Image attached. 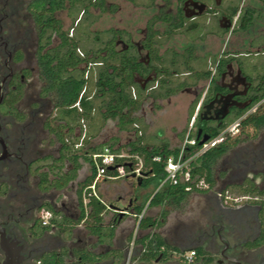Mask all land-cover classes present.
<instances>
[{"label":"trees","instance_id":"1","mask_svg":"<svg viewBox=\"0 0 264 264\" xmlns=\"http://www.w3.org/2000/svg\"><path fill=\"white\" fill-rule=\"evenodd\" d=\"M127 1L143 7L153 6L156 2V0ZM163 1L168 3L171 0ZM176 1L178 5L174 14L160 9L148 19L146 35L142 41V48L147 52L146 60L142 58L139 47L133 42L131 33L127 30L114 27L93 29L101 13L114 12L117 9L116 4L108 7L105 0H31L30 2V11L38 36L37 67L42 90L53 102L52 119L47 126L52 132H61L58 140L62 144L60 164L56 173L60 177L58 180L60 182H50V172L43 173V181L50 186L62 187L75 180L78 169L83 163H88L91 175L79 183L78 189L82 207L83 194H89L88 186L96 175L91 155L102 151L105 146L115 153L141 157L142 168L138 178L142 180L143 186H152V195H146L144 202L151 198L160 203L165 202L180 207L181 202L190 194L191 191L185 190L187 183L184 181H179L177 184L166 182L159 188L167 175L164 160L170 155L177 157L180 146L171 147L166 138L146 136L141 131L142 119L136 115V112L146 97H151L153 100L165 99L187 87L197 85L200 81H207L206 88L198 93L189 106L188 122L195 115L192 130L195 131L194 136L197 130L202 128V133L214 138L240 119L241 129L236 136L205 150L189 163L191 176L204 178L211 187L216 183L214 167L217 161L239 140L240 134L246 133V128H251L252 132L264 128L262 107L264 49L258 53L230 55L222 52L204 57H197L194 54L193 45L185 47L182 51L166 48L161 52L160 46L163 40L155 29L158 21L169 24L167 34L180 32L190 39L202 37L203 27L199 25V19L189 21L185 16L183 4L187 0ZM240 1L230 6L228 13L231 20L237 15L233 31L249 29L260 15L258 9L248 5L243 6L238 12ZM262 1L264 3V0ZM92 9H98L100 13L95 14ZM62 10H66L71 20L67 29H64L61 18L56 15ZM70 30L72 35L69 34ZM257 42L264 44V35L258 38ZM231 62H236L247 82L246 91L243 93H236L220 83L222 75ZM228 95L235 103L228 107L221 122L208 121L202 117L204 106L214 102L218 97ZM253 107L256 108L251 111ZM109 120L115 121L121 131L134 130L135 139L116 148H114L116 138H112L107 143L92 144L91 140L99 135ZM82 122L86 126V132L80 141ZM185 130L180 134L181 140L184 139ZM199 148L197 141L196 145L186 148V152ZM156 156H160L162 160H155ZM125 160L118 158L117 162L124 163ZM115 172L109 168L107 175ZM237 191L251 192L248 186ZM98 204L89 215H86L82 208L81 216H91L98 221L96 225L90 227V231L101 240L104 238L111 240L114 226L103 227L99 223L100 214L107 209V206L102 201ZM47 208L53 213L52 225L69 227L64 216L59 215L49 205ZM140 210L138 209L137 213ZM166 214L167 210H163L160 218H165ZM146 219L144 216L140 220L139 229L163 225V222L157 218L148 222ZM136 242H140L141 247L144 248L143 258L146 260H154L160 255H166L168 251L177 250L175 246L165 243L163 238L152 230L142 238L137 237ZM194 250L197 256L204 258L205 252L201 247H195ZM82 255L88 261L95 259L88 251H84ZM46 260L47 263H53L56 258L51 255L47 256Z\"/></svg>","mask_w":264,"mask_h":264},{"label":"flooded vegetation","instance_id":"2","mask_svg":"<svg viewBox=\"0 0 264 264\" xmlns=\"http://www.w3.org/2000/svg\"><path fill=\"white\" fill-rule=\"evenodd\" d=\"M30 2L0 0V264H77L69 233L61 227L49 232L51 220L49 225L40 222V212L48 205L54 210L64 207L58 205L59 190L51 186L48 192L43 181L44 172H50V182L59 180L62 144L61 132L47 126L53 102L42 84L34 86V80H40L39 44ZM234 103L227 97L218 112H202V117L221 122ZM238 139L217 161L220 173L214 174L212 187L248 186L251 192L242 194L252 199L232 207L209 198L199 207L197 218L178 221L170 232L180 239V246L201 247L205 252L202 261L196 255L181 264H264V128L242 133ZM51 255L56 260L47 263ZM173 256L168 251L150 264H173Z\"/></svg>","mask_w":264,"mask_h":264},{"label":"crops","instance_id":"3","mask_svg":"<svg viewBox=\"0 0 264 264\" xmlns=\"http://www.w3.org/2000/svg\"><path fill=\"white\" fill-rule=\"evenodd\" d=\"M237 1L238 0H211L207 2L200 0L185 1L183 4L185 16L189 21L199 19V25L203 27V32L201 33L202 37L190 39L184 33L180 32L167 34L169 24L164 21H158L155 24V29L158 30L160 37L163 40L162 45L160 46V51L163 52L166 48H174L177 51H182L188 45H193L194 54L197 57L215 55L222 52H227L230 55L244 54L247 52H262L264 49V44L257 42V39L264 35V3L262 0H241L238 12L243 6L248 5L258 9L260 11V15L255 19L254 24L249 29L243 31H233L232 29L237 15L234 16L233 20H231L228 16V13L230 6H232ZM122 2L129 4L128 6H130V9L125 14V16L133 17L135 15L134 17L136 18V22H134L133 19V21L129 19V21H126L127 24H136L134 29L131 27V25H125L119 28L125 29L131 33L133 42L139 47L142 58L146 60L147 52L142 48V41L146 35V25L148 19L157 14L160 9H165L167 13L174 14L178 3L176 0H171L168 3L163 0H156L155 5L143 7L135 6L127 0H122ZM110 5L112 4H109L108 7ZM118 9L120 11L121 6L118 7ZM118 9H116L115 12ZM110 27L118 28L115 26ZM138 35L141 36L137 37ZM233 71L235 72L233 73ZM226 76H229L230 78L233 77L232 81L225 82L224 80ZM220 83L230 87L236 93H243L247 88V82L242 76L236 62H231L228 65L227 71L220 79ZM206 86L207 81H200L197 85L187 87L180 92L192 91L194 93V98L189 104L190 106L198 93L206 88ZM174 96H176V94L165 99L157 100H168ZM221 97H225L226 99L227 97H230V99H232L231 96ZM158 132L155 136H159ZM159 137L162 136L160 135ZM104 148L109 147L105 146ZM90 175V166L88 163H83L82 167L77 171V178L75 180L70 181L68 184L62 187L55 186L59 190L57 196L58 204L60 206L64 205V207L62 206L55 211H57L59 215L65 217L69 227L72 225L71 227L75 229L77 228V232L73 233V231L67 226L52 225L47 227L49 232H51L53 227H61L69 233V239L73 240L76 246V251L74 253L77 259V264L88 262V260L83 258L82 254L84 251H88L94 256L95 259L92 260V262L95 264H106L111 262L110 256L112 254H116L119 257L118 261H124L122 254L125 252L127 244L131 239V224L135 223V217L133 214L137 213L138 209H142L146 203L148 204L145 214L147 222L156 218L159 219L163 210H167V214L165 218L159 219L163 222L162 226L155 228L150 226L141 227L139 229L138 238L144 237L152 230L158 233L163 238L165 243L171 244L177 248V250L172 251L190 250L195 248L180 246V239L175 238L172 235L173 233L171 234L170 232V230H174L176 228L178 221L186 222L181 219L176 222V218L179 217L175 216V221H173L171 224L168 223L169 215L173 211L175 213L176 211L181 212L180 209L182 208L183 201L181 202L180 207H174L172 205H168V203L165 202L160 203L158 200H151V198L144 202V197L152 193V186H143L142 180H140L138 176L126 175L114 179L106 177L100 178L96 182L94 189L88 190V195L83 194L82 207L78 197V189L80 187L79 183L88 178ZM93 181L94 178L90 185L93 183ZM46 190L49 192L52 190V187H46ZM194 193L196 195H201L203 193L205 194V192L200 191ZM211 198H214V196ZM99 201H102L107 206V209H105L100 214V225L103 227L114 226V235L111 240L105 238L101 240L95 233L90 231V227L96 225L98 221L93 219L91 216H81L82 208H84L85 214L89 215V213L99 205ZM167 206H170L171 208L168 209ZM121 210H126L128 213H120L119 211ZM140 247L141 243L136 242L134 264H150L152 260H146L143 258V253H140ZM200 260H203L202 256H200ZM180 262L181 261L177 259V257L173 256V264H181Z\"/></svg>","mask_w":264,"mask_h":264},{"label":"rangeland","instance_id":"4","mask_svg":"<svg viewBox=\"0 0 264 264\" xmlns=\"http://www.w3.org/2000/svg\"><path fill=\"white\" fill-rule=\"evenodd\" d=\"M106 5L115 4L118 7L121 6V10L119 9L115 12H103L100 15L98 21L93 25V29L102 30L108 28L110 26L115 27H123L128 26L131 24H127L126 21L134 20L136 22V18L125 16V14L130 9L128 6L129 4H125L122 0H106ZM211 1V0H208ZM95 14L100 13L98 9H92ZM135 14V13H134ZM56 15L61 18L63 22L64 29L70 27L71 20L70 17L67 15L66 10L58 11ZM133 19V20H132ZM141 20V17H140ZM129 23V22H128ZM136 24V23H135ZM135 24L131 25L134 29ZM138 35L137 37H140ZM189 46V45H188ZM235 71H233L234 73ZM233 77L226 76L225 82H231ZM42 84L41 80L36 81L34 80L35 88H38ZM241 88V87H240ZM194 98V93L192 91H185L179 92L176 96L171 97L168 100H153L151 97H146L143 99L140 109L136 112V115L142 119V128L141 131L146 136H155L158 132V135L162 136L161 138H166L171 147H178L181 145L182 140L180 134L185 130V133L188 129L189 122H188V111H189V104L191 100ZM226 98L220 97L211 105L204 107L202 112L207 115H214L215 112L219 111L222 105L225 103ZM158 105V106H157ZM175 106V107H174ZM172 107V108H171ZM264 108V103L262 104ZM171 108V109H170ZM169 110V111H168ZM115 121L109 120L107 121L104 128L99 133L98 137L91 140L92 144H100L109 142L112 138H116L117 142L114 146L116 148L119 145H123L133 139H135V131H121L117 128ZM251 128H246L245 132H252ZM77 132L80 133L79 129ZM195 135V131L191 132V136ZM185 136V134H184ZM220 173V165L217 164L214 168V174L218 177ZM218 187H221L220 182L217 183ZM232 193L241 194L240 191L235 190L234 188H228ZM205 192V194L196 195L194 192ZM192 193L188 194L187 198L182 202V208L180 209L181 212L176 213L173 211L169 215L168 223H173L181 219L183 221H189L191 219L197 218L199 207L204 205L205 202L208 201L209 198L213 197L212 192L210 191H202V190H192ZM147 204V203H146ZM59 205V204H58ZM59 208V207H58ZM167 208H171L167 206ZM176 216V217H175ZM134 224H131V232L133 231Z\"/></svg>","mask_w":264,"mask_h":264},{"label":"built area","instance_id":"5","mask_svg":"<svg viewBox=\"0 0 264 264\" xmlns=\"http://www.w3.org/2000/svg\"><path fill=\"white\" fill-rule=\"evenodd\" d=\"M69 34L72 35L71 30ZM255 108L256 107H253L251 111H254ZM194 118L195 115L192 116L190 119L188 129L180 145V152L178 156L174 157L173 155H170L164 160V169L167 175L165 180L160 183L159 188L162 187L166 182L171 184H177L179 181H184L187 183L185 186V190L192 191L196 189L210 191L212 192L213 196L218 199L224 206L236 207L244 201L251 200L252 196H250L249 194H235L226 188L222 189L217 187H211L209 183L205 181L204 178L192 177L189 170V163L199 154L222 142L226 137L233 136L239 133L241 129L240 119L234 121L231 125L225 128L218 136L214 138H209L206 142L199 145L200 148L198 150L186 152V148H188L189 146L196 145L198 141L195 136H191V132L194 129ZM85 132L86 126L84 122H82L80 141H82V139L84 138ZM91 157L96 168V175L94 181L91 185L88 186L91 190L94 189L96 182L102 177L114 179L126 175L140 176V170L142 168V159L139 155L115 153L112 152L109 148H104L102 151L92 154ZM118 158H123L126 160L124 161V163H119L117 162ZM154 159L158 161L162 160L160 156H156L154 157ZM132 160L135 162H133ZM109 167H112V170L116 172L112 175H107V170L109 169ZM147 206L148 204H146L138 213L133 214V216L135 217V225L131 234V239L127 244L125 264H134L135 262L136 239L139 234V223L140 220L146 214ZM119 212H124L125 214L128 213L126 210H121ZM52 216L53 213L51 210L42 209L40 212L41 224L49 225ZM143 251L144 248L140 247V253H143ZM170 253L183 262H191L196 256V252L194 249L185 251H170Z\"/></svg>","mask_w":264,"mask_h":264},{"label":"water","instance_id":"6","mask_svg":"<svg viewBox=\"0 0 264 264\" xmlns=\"http://www.w3.org/2000/svg\"><path fill=\"white\" fill-rule=\"evenodd\" d=\"M195 137L198 140V144L201 145V144H203L204 142H206L210 138V135L207 134V133H202V128H199L197 130V133H196V136ZM109 168H112V167H109ZM46 187H50V185H47ZM120 213H124V212H120ZM182 251H185V250H182ZM122 257H124V260H125L126 252H124L122 254ZM118 260H119V257L116 254H112L110 256L111 264H118L117 263Z\"/></svg>","mask_w":264,"mask_h":264}]
</instances>
